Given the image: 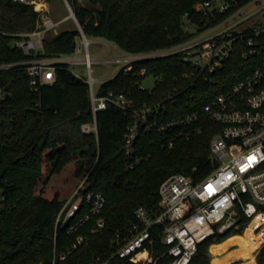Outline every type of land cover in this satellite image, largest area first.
I'll use <instances>...</instances> for the list:
<instances>
[{
  "label": "trees",
  "instance_id": "trees-1",
  "mask_svg": "<svg viewBox=\"0 0 264 264\" xmlns=\"http://www.w3.org/2000/svg\"><path fill=\"white\" fill-rule=\"evenodd\" d=\"M67 1L88 38H105L126 52L139 53L179 41L185 36L184 14L202 21L194 5L205 0H86L88 5ZM248 1L237 0L239 4ZM37 22L38 13L31 2L0 0V64L18 63L0 70V90L5 92L0 98V191L6 197L0 211V264H49L54 257L58 264H95L98 256L110 255L116 232L127 231L134 223L136 208L158 206L159 187L167 177L182 173L197 181L212 171L215 161L209 146L214 124L209 122L202 133L190 138L177 137L172 147H166L155 114L137 141V153L147 158L127 168L123 152L130 121L127 111L109 104L96 113L97 133H84L82 125L94 120L89 84L69 63L57 65L53 83L32 87L27 66L21 64L31 56L16 47L15 41L22 38L21 33L33 32ZM79 35L78 29L46 34L43 56L73 55ZM251 62L235 55L226 66L225 82L213 86L195 82V74L184 77L193 70L177 55L137 61L131 70L122 68L102 81L95 92L125 93L136 107L163 102L166 110L158 118L167 122L202 108L246 72ZM147 76L155 78L151 89L142 88ZM72 161L77 162L76 172L87 176L84 190L102 193L105 204L71 233L69 227L89 211V205L84 204L76 218L57 226V216L67 200L58 193L46 198L43 187L37 191L44 168L51 177ZM99 219L104 220V227L91 233ZM262 220L264 215H258L243 234H234L242 233L249 221L241 215L239 229L218 233L200 244L190 264H211L208 246L213 242L219 243L210 247L212 264H243L232 261L243 259L239 253L247 242L255 246L264 238V229L255 232ZM79 235L88 239L61 259ZM257 249L250 247L246 253L254 254ZM255 256L256 264H264V243Z\"/></svg>",
  "mask_w": 264,
  "mask_h": 264
},
{
  "label": "built area",
  "instance_id": "built-area-1",
  "mask_svg": "<svg viewBox=\"0 0 264 264\" xmlns=\"http://www.w3.org/2000/svg\"><path fill=\"white\" fill-rule=\"evenodd\" d=\"M14 1L35 3L41 14L36 29L21 33L22 38L15 41L16 47L31 56L21 64L27 66L32 87L38 89L39 85L53 83L59 63L82 64L89 76L83 78L75 74L89 84L94 115L92 122L82 125V131L97 133L96 113L109 104L127 111L130 121L123 144L127 168L132 169L147 158L137 153V141L141 129L155 114L157 130L166 147H172L177 137L190 138L194 133H202L209 122L214 124L209 146L215 161L212 171L197 181L182 173L167 177L159 187L158 206L136 208L134 223L127 231L116 232L110 255L98 256L95 264H120L124 261L134 264H190L200 244L218 233L239 229L241 215L249 219L244 228L256 216L264 215V0H250L244 4H239L237 0L197 2L194 12L202 17V21L192 20L185 13V36L170 46L156 50L130 53L102 38L121 53L119 57L108 53L99 59L109 67L110 63H120V69L129 71L134 62L177 55L193 70L191 73L185 72L184 77L195 74V82L213 86L225 82L226 66L235 55L252 61L247 64L246 72L213 95L202 108L167 122H160L158 118L166 110L163 102L136 107L125 93L110 91L104 95L96 94L94 83L97 79L92 75L95 59L89 53L91 39L84 33L70 4L71 15L80 32L78 38L84 48L76 49L75 53L85 50L83 59L43 56V37L64 20L56 21L47 14L46 0ZM17 64H0V70ZM115 74L112 75L110 71L103 81ZM142 88L146 87L142 85ZM4 97L5 92L0 90V98ZM86 179L87 176L57 216L58 226L76 218L84 204L89 205V211L69 227L68 232L71 233L77 231L90 215L99 213L105 204L102 193L84 190ZM5 202L6 197L0 191V211L5 207ZM104 225V220L99 219L91 233L101 230ZM261 229H264V220L255 228V232L259 233ZM87 239L79 235L61 255V259H66ZM51 264H58L56 257Z\"/></svg>",
  "mask_w": 264,
  "mask_h": 264
},
{
  "label": "rangeland",
  "instance_id": "rangeland-1",
  "mask_svg": "<svg viewBox=\"0 0 264 264\" xmlns=\"http://www.w3.org/2000/svg\"><path fill=\"white\" fill-rule=\"evenodd\" d=\"M40 1L43 2L44 0H40ZM217 1L219 3L221 2V0H217ZM80 2H83L87 5L89 4L88 1L86 0H80ZM32 5L34 7V10L38 13V19H39L41 14L39 10L36 8V6L37 7L39 6L35 3H32ZM44 5L46 6L47 14L50 15L54 20L56 21L64 20L54 30H51L50 32L47 33L49 36H53L58 32H61L66 29H77V22L71 15L69 3L67 0H46ZM90 39H91V43L89 46V53L91 57L95 59L92 65V75L97 79L94 83V86L95 89H98L103 79H105L109 75V72L111 71V74L113 75L120 69L121 66L120 63H110V67H109L108 65L102 63L99 59L101 57L106 56L108 53L110 56L113 57H119L121 56V53L116 48H114L111 43L104 41L102 38L90 37ZM76 49H80V50L84 49L81 40L78 37L76 39ZM85 55L86 52L84 50L81 53H75L74 55L69 56V58L72 60L83 59ZM69 66L74 73H77L81 77L87 78L89 76L88 71L82 64L71 62ZM154 82H155L154 77L147 76L143 81V85L144 87L151 89L154 86ZM76 169H77V162L72 161L61 172L56 173L51 177H49L46 168H44V174L42 176L40 187L38 188L37 192H39V190L43 187L42 194L46 198L49 199L53 198L55 194L58 193L61 199L68 201L74 195L76 189L82 184L85 178V175L78 174L76 172ZM245 229L246 228L243 229L242 233H234V234H243ZM214 243H219V242H213L208 246V254L210 256L211 264H212L211 261L212 256L210 253V247ZM263 243H264V238L260 239V241L255 246L249 245L247 242L243 250H241L239 253V256L243 259H237L232 262L241 260L243 264L245 263L256 264L255 254ZM250 247H255L258 249L254 254H248L246 253V249Z\"/></svg>",
  "mask_w": 264,
  "mask_h": 264
},
{
  "label": "water",
  "instance_id": "water-1",
  "mask_svg": "<svg viewBox=\"0 0 264 264\" xmlns=\"http://www.w3.org/2000/svg\"><path fill=\"white\" fill-rule=\"evenodd\" d=\"M76 17V16H75ZM143 126H144V124H143ZM49 264H51V263H49Z\"/></svg>",
  "mask_w": 264,
  "mask_h": 264
}]
</instances>
